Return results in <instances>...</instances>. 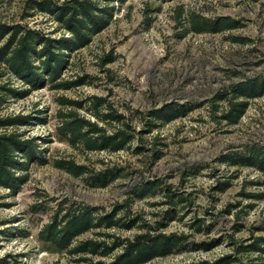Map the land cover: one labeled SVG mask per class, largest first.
Instances as JSON below:
<instances>
[{"label": "rangeland", "instance_id": "1", "mask_svg": "<svg viewBox=\"0 0 264 264\" xmlns=\"http://www.w3.org/2000/svg\"><path fill=\"white\" fill-rule=\"evenodd\" d=\"M99 1L115 8L110 24L89 44L67 51V62L54 82L18 94L29 86L0 64V118L32 116L29 124L0 127V133L35 138L40 151L17 190L0 185V264H90L39 239L53 215L73 203L97 207L100 215L125 205L117 217L124 222L137 218L136 224L106 230L123 239L166 222L167 212L173 211L161 231L185 236L184 248L144 264H190L224 255L234 258L231 264H264V250L251 247L264 237V171L218 161L224 153L264 148V94L248 100L236 124L220 118L227 100L212 101L242 79L264 77V0ZM31 4L0 0V19L56 39L72 36L53 15ZM192 12L207 18L229 16L242 26L215 34L186 32ZM110 57L114 61L105 63ZM65 81L81 84L57 86ZM66 100L77 104H62ZM171 102L194 109L165 125H146L149 110ZM71 112L108 133L126 123L134 138L117 152L73 146L59 132L67 119L63 116ZM104 114L124 118L103 119ZM60 159L86 165L89 172L75 177L56 166ZM110 168L120 169V174L108 186L90 181L92 171ZM148 181L159 182L155 193L136 197L132 189ZM222 183L229 186L222 190ZM98 231L105 230H90L74 243L97 238ZM202 242L215 246L193 248ZM258 245L264 249L261 240ZM119 252L89 257L108 262Z\"/></svg>", "mask_w": 264, "mask_h": 264}, {"label": "trees", "instance_id": "2", "mask_svg": "<svg viewBox=\"0 0 264 264\" xmlns=\"http://www.w3.org/2000/svg\"><path fill=\"white\" fill-rule=\"evenodd\" d=\"M31 8L53 15V18L72 36L56 39L43 31L18 23L9 24L0 19V42L6 39L5 43L0 46V64H5L11 73L29 86V89L18 94L28 93L31 89L41 88L45 82L57 80L67 62L69 56L67 51L73 52L89 44L93 35L110 24L115 13L113 5L101 6L99 0H66L63 3L55 0H32ZM241 26L238 20L229 16L207 18L192 12L188 17L186 32L215 34ZM113 61L114 58L110 57L105 63ZM80 84L79 81H65L57 86L71 88ZM10 91L16 93L11 89ZM263 94L264 77H251L232 84L229 89L215 95L212 101L227 100V109L220 118L229 124H236L247 111L248 100L258 98ZM62 104L75 105L77 102L66 100ZM193 109L192 106L178 102L167 103L148 111L147 114L151 121L146 125L152 127L165 125L186 116ZM31 117L0 118V127L29 124ZM63 117L67 119L63 120L59 127L60 134L73 146L82 144L87 151L117 152L124 149L134 138L126 123H123V126L116 131L108 133L98 123L80 118L74 112ZM114 118L122 121L124 116L103 115V119ZM39 155L40 151L35 138L25 139L16 132H1L0 185L12 191L17 190L27 179L23 172L28 169L29 162L36 160ZM218 161L231 165L254 166L264 171V148L249 146L246 152L224 153ZM56 166L75 177L89 172L86 165L78 164L74 160L60 159L56 161ZM119 171L120 169L116 168L92 171L89 178L94 185L106 187L119 176ZM159 185L158 181L139 183L135 185L132 192L136 197L144 198L148 194L155 193ZM228 186V183H222L219 188L225 190ZM169 196L173 202V195ZM124 207L125 205H117L112 211L103 212L101 215L97 207L87 204L73 203L68 208L62 207L42 227L39 239L55 246L60 251L77 256V262L88 261L90 264H144L156 257L168 256L178 248H184L185 236L177 233L166 234L161 231L168 225V220L174 217L171 210L167 212L171 214L168 215L166 222H161L156 227H151L150 230L139 233L133 238L123 239L107 233L106 230L115 227L130 229L136 224L137 218L124 222L117 217L118 211ZM64 211L65 213L61 215ZM93 229L105 231H98L97 238H88L74 243L77 237ZM152 230L155 233H152ZM106 237L112 238L113 241L108 243ZM259 240L264 243V237L257 239L251 245L254 247L253 250H264L258 245ZM214 246V242H202L194 244L193 248L210 250ZM119 249L120 252L108 262L93 261L89 257L107 256ZM233 261L234 258L231 255H224L214 261L203 260L190 264H231Z\"/></svg>", "mask_w": 264, "mask_h": 264}]
</instances>
